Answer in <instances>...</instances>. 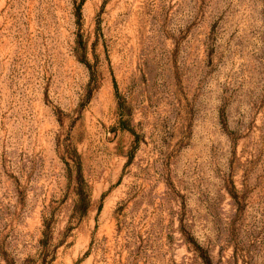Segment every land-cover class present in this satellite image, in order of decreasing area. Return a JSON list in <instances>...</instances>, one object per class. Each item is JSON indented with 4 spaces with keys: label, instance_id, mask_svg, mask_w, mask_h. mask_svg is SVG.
I'll list each match as a JSON object with an SVG mask.
<instances>
[{
    "label": "rangeland",
    "instance_id": "1",
    "mask_svg": "<svg viewBox=\"0 0 264 264\" xmlns=\"http://www.w3.org/2000/svg\"><path fill=\"white\" fill-rule=\"evenodd\" d=\"M0 264H264V0H0Z\"/></svg>",
    "mask_w": 264,
    "mask_h": 264
},
{
    "label": "trees",
    "instance_id": "2",
    "mask_svg": "<svg viewBox=\"0 0 264 264\" xmlns=\"http://www.w3.org/2000/svg\"><path fill=\"white\" fill-rule=\"evenodd\" d=\"M132 132H134V131H132ZM135 134V133H134ZM131 159H132V157L130 158V161H131ZM80 164V163H79ZM79 171H80V176H81V168L79 169ZM81 202H82V204H83V206H84V208L83 209H81V212L82 213H86V212H88V201L85 199V198H83V199H81Z\"/></svg>",
    "mask_w": 264,
    "mask_h": 264
}]
</instances>
